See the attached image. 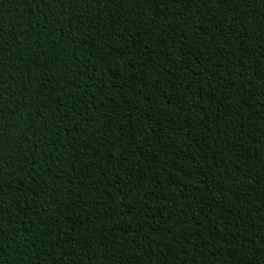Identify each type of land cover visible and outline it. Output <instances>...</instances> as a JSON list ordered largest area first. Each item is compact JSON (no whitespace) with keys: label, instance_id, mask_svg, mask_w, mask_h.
I'll use <instances>...</instances> for the list:
<instances>
[{"label":"trees","instance_id":"obj_1","mask_svg":"<svg viewBox=\"0 0 264 264\" xmlns=\"http://www.w3.org/2000/svg\"><path fill=\"white\" fill-rule=\"evenodd\" d=\"M0 264H264V0H0Z\"/></svg>","mask_w":264,"mask_h":264}]
</instances>
